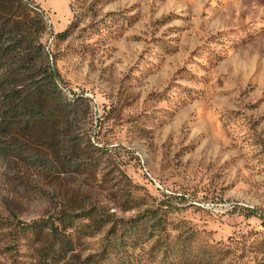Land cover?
Returning a JSON list of instances; mask_svg holds the SVG:
<instances>
[{
	"label": "rangeland",
	"instance_id": "rangeland-1",
	"mask_svg": "<svg viewBox=\"0 0 264 264\" xmlns=\"http://www.w3.org/2000/svg\"><path fill=\"white\" fill-rule=\"evenodd\" d=\"M21 2L74 108L13 137L72 150L0 154V264L49 260L35 227L61 264H264V0Z\"/></svg>",
	"mask_w": 264,
	"mask_h": 264
},
{
	"label": "trees",
	"instance_id": "trees-1",
	"mask_svg": "<svg viewBox=\"0 0 264 264\" xmlns=\"http://www.w3.org/2000/svg\"><path fill=\"white\" fill-rule=\"evenodd\" d=\"M22 10L25 12L21 13ZM33 12L21 0H0V154L8 160L22 153L28 160L48 167L57 152L72 150L64 146L63 139L53 140L57 151L54 157L49 158L41 155L40 151H30L25 141L13 137L18 134L16 129L23 133L33 128L55 126L54 120L58 116L64 119L66 125L72 122L69 109H73L74 105L63 100L41 42V36L46 32L45 21ZM65 130H69L68 127ZM11 135V139L4 140ZM62 135L67 137L69 133ZM252 215L256 216L255 213ZM24 232L33 241L40 235L49 237L46 251L49 260L41 258L34 264H47L48 261L50 264H61L73 250V241L67 239L59 228H25ZM120 251L119 248L116 257L121 254ZM65 264L74 263L68 260Z\"/></svg>",
	"mask_w": 264,
	"mask_h": 264
}]
</instances>
